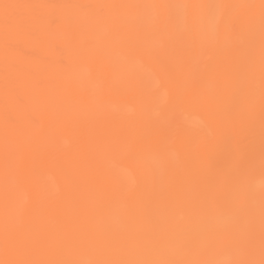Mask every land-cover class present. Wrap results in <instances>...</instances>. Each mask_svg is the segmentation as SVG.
Listing matches in <instances>:
<instances>
[{"label":"bare ground","instance_id":"1","mask_svg":"<svg viewBox=\"0 0 264 264\" xmlns=\"http://www.w3.org/2000/svg\"><path fill=\"white\" fill-rule=\"evenodd\" d=\"M0 264H264V0H0Z\"/></svg>","mask_w":264,"mask_h":264}]
</instances>
